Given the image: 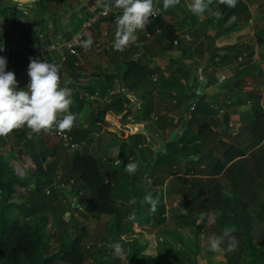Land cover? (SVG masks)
<instances>
[{"label":"crops","instance_id":"obj_1","mask_svg":"<svg viewBox=\"0 0 264 264\" xmlns=\"http://www.w3.org/2000/svg\"><path fill=\"white\" fill-rule=\"evenodd\" d=\"M86 1L87 5L83 4ZM237 1L242 3L239 13L226 17L227 11L222 12L218 8L219 0H212L208 10L201 15H193L188 10L187 6L191 0H180L177 6L168 10L163 9V0H160L156 5L159 9L158 19H150V23L136 33V43L124 50L127 53L125 57L127 60L138 58L146 64L147 74L135 81H130L129 78L122 81V72L125 70V64L120 57L122 51H116L112 46L116 31L115 21L122 14V10L114 7L113 0H1L0 47L8 45L11 47L10 53L16 54L17 57L11 61L10 70L15 73L17 80L29 77L28 56L38 45L54 41L66 42L80 29L91 10L105 8L112 10L91 28L85 30V34L90 35L92 39L102 37L103 42L109 47L107 50L86 52L82 47L79 57L69 55L65 61H60L65 50H55L50 52L47 58L49 62L61 66V86L72 89L71 107L76 109L78 107L79 125L77 126L88 129L86 138L74 141L77 143L75 149H70L59 139L48 136L46 132L39 133L41 140H38L37 148L48 149L47 160L57 161L56 181H59L62 173L66 175L70 171L73 156L89 155L97 163L103 182H111V196L118 200L129 199L142 209L137 226L145 220L152 222V219L146 218V215L152 216L153 213L149 209L154 207L148 202L149 197L153 198L151 194L155 188L151 182L149 170L153 160L158 157L157 150L166 151L164 144L172 140L171 132L175 130L173 136L175 140L185 134V121L191 118L192 111L189 110V106L194 102L193 97H202L206 104L217 109L211 119L222 123L221 128L211 126L205 129L201 136L190 144L193 149L201 148L203 151L204 148L211 150L218 143L224 146L226 145L224 144L225 136H235L239 133L230 126L235 119L239 121L240 113L248 108H244V105L238 102L233 104L230 102L234 93L231 90H239L238 80L236 82L233 80L240 78L239 81H243L242 76L251 79L258 74L259 78L253 84L246 82L243 85L245 89L259 90L261 94L259 100H263L264 96L257 87V82L260 78L264 80V0ZM81 4L83 5L80 6ZM20 6L29 9L25 10ZM82 7L86 9L82 10ZM198 25H204V31L208 36L207 46L209 44L216 54L209 66L205 64L208 56L203 55L199 38L196 36L195 27ZM105 32L106 35H104ZM28 33H31L30 36L33 37L30 41L26 37ZM40 35L42 38L39 37ZM84 39H87L86 35ZM247 52H251L250 57L246 54ZM249 90L245 93L247 94ZM80 92H97L100 98L82 99L79 97ZM119 93H123L129 99L128 104L123 102L121 114H113L116 118L122 119L126 112L125 121L121 125L124 130L116 128L117 134H112L105 128L90 129L86 122L90 110L95 105L111 102ZM105 97L110 98V101L105 102ZM144 110L146 113L142 115ZM207 116L205 111L199 113V119L191 125L187 136L193 137L198 125L207 120ZM223 120L227 122L223 123ZM244 123L245 120L241 122L239 128L240 131L245 132L249 140ZM33 133L31 131V134ZM127 133L142 136L132 156L129 155L125 146L120 147L119 144L120 138ZM2 138L3 143H0V149L6 160L7 156L15 154L16 158L11 159V163L15 164L17 171L19 169L18 172L24 174V169L28 165L32 173L35 164L28 154L18 155L15 152L12 132ZM230 145L240 149L238 145L232 143ZM175 147L176 145L169 149ZM187 154L192 155L188 152L183 153V155ZM197 156H194L192 160H198ZM21 160L25 164L20 163ZM167 160L170 167L166 162L163 163V168L172 169L174 174L163 179V185H157L164 194L165 221L168 210L167 195L174 193L173 190L180 187L177 188L180 182L176 175L184 176L175 170L174 162L186 163L190 172L193 170L190 166L194 165L193 162L186 161L190 158L183 156ZM129 163L138 165L134 173L130 174L125 170ZM161 173L166 174L160 171L156 178L162 181ZM186 176L194 177L195 174ZM169 182L167 192L165 187ZM143 184H145L144 191L138 198L130 196L132 187L140 188ZM60 185L63 184L60 183ZM70 188L71 185L67 184L65 194L70 200L71 207L78 208L73 210L77 220L78 214L81 213L80 209L94 202L95 189L84 188L78 195L72 196L69 193ZM62 203L66 205L63 199ZM104 214L106 213L101 215ZM96 218L97 216L94 215L91 220ZM110 218L111 223L113 215ZM108 221H105V225L110 226Z\"/></svg>","mask_w":264,"mask_h":264},{"label":"trees","instance_id":"obj_2","mask_svg":"<svg viewBox=\"0 0 264 264\" xmlns=\"http://www.w3.org/2000/svg\"><path fill=\"white\" fill-rule=\"evenodd\" d=\"M218 8L222 12L227 11L226 17H229L239 13L242 3L237 1L235 7L230 8L219 2ZM81 9L84 10L86 7ZM150 19L156 20L158 16ZM203 26L198 25L195 30L202 53L208 56L205 64L209 66L216 54L209 44L207 46L208 36ZM30 35L31 33L26 34L29 41L33 38ZM250 53H246L248 57ZM126 54L122 51L120 55L125 64L122 81L127 78L135 81L144 77L147 74L146 64L138 58L127 60ZM16 57L14 53L4 57L7 61L6 71H11V61ZM29 82V77L17 80L18 89H26ZM247 95L254 101L250 112L246 113L248 119L245 130L252 143L248 154L229 145L211 166L210 176L206 178L197 176L194 170L184 173V176L176 175L181 186L173 190L182 198L180 204L183 206H180L173 215L174 223L186 225L189 223V230L197 248L200 245L202 231L207 235L208 242L213 237H223L220 247L223 249L227 264H264V144L262 143L264 141V109L259 100L261 96L259 90H249ZM193 100L195 108L192 110L191 118L185 121V134L176 140H168L164 144L165 152L157 150L158 157L153 160L149 170L151 182L155 186L151 194L155 204L151 203V205L157 209V213L155 217L146 215V218L152 219L154 225H160L166 219L163 190L157 187V185H163L164 180L156 178V175L160 171L166 172V177L174 174L172 169L163 168V163H169L168 158L175 159L183 156L190 158L186 160L187 162L199 164V157L198 160H192V158L196 155L200 156L203 150L193 149L190 144L198 139L205 129L211 126L217 128L222 126L218 120L212 121L214 109L206 104L202 97H193ZM124 101L126 104L129 103L127 96L119 93L111 102L95 105L86 119L90 129L105 128L112 134H117L116 128L124 130L121 125L125 121L126 112L122 119L113 115L122 113ZM77 109L70 107L69 111L77 116ZM203 111L208 115L207 120L198 125L193 137L187 136L191 125L199 119L198 114ZM145 113L144 110L142 115ZM226 122L223 120V123ZM76 123L77 120L70 131H65L72 141L84 139L88 134V129L77 126ZM141 137L127 133L120 138V147L125 146L129 155L132 156ZM12 139L15 152L18 155L28 154L35 164V169L27 177L21 178L10 168L0 149V264H87L85 252L81 246L84 233L80 231L67 240V229L74 222H78L73 212L78 208L71 207L70 200L65 194L67 184L71 185L69 193L72 196L78 195L84 188L95 189L94 202L80 209L83 216L98 217L102 213L113 215L112 222L107 227V234L101 238L103 245L94 254L92 264H123L124 261L129 264H150L151 256L145 252L147 244L140 239L142 231H137V221L142 215V209L129 199L118 200L111 196V182H103L95 160L86 154L73 156L70 171L66 175L62 173L59 181H56L57 161L47 160L48 149L37 148V142L41 140L39 133L31 134V130L25 126L13 130ZM0 143H3L2 136H0ZM174 145H176L175 148L169 149ZM184 152L192 155H183ZM190 174L195 176H186ZM200 183L201 186L198 185ZM144 188L145 184L140 188L132 187L130 196L138 198ZM204 193L209 200L207 209H210L216 217L208 227L196 222L189 202L201 197ZM14 198H17L16 201L13 200ZM62 199L65 200L66 205L62 203ZM46 209L52 211L51 217L44 214ZM14 211L17 213L13 215ZM66 211H69L68 216L65 214ZM51 218L55 225V232L49 234L45 231L44 225L47 219ZM226 232L227 235H225ZM52 237H55L58 242L57 248L51 246ZM117 242L123 248V254L119 258L109 247L110 244ZM230 247L232 250H229ZM191 264L196 262L191 259Z\"/></svg>","mask_w":264,"mask_h":264},{"label":"clouds","instance_id":"obj_3","mask_svg":"<svg viewBox=\"0 0 264 264\" xmlns=\"http://www.w3.org/2000/svg\"><path fill=\"white\" fill-rule=\"evenodd\" d=\"M114 7L122 10L115 21L116 31L113 48L124 51L129 45L136 43L139 30H143L150 23V18L155 16L159 9L155 7L154 0H113ZM228 7H235L237 0H219ZM180 0H163V9L174 8ZM212 0H191L188 10L193 15H201L208 10ZM78 41L79 46L87 49L93 39ZM139 46V45H138ZM7 61L0 57V136H7L13 130L27 127L34 133L70 131L74 126L77 116L69 109L73 104L72 89L61 86V66L47 59L40 61L30 59L28 76L30 82L26 89H18L17 80L13 71H6ZM138 165L129 163L127 172L134 173ZM148 202L155 204L150 197ZM155 210L154 207L152 209ZM227 235V232L225 233ZM223 237H213L210 246L213 251H218ZM114 250L117 258L123 254L120 243L109 245ZM229 250H232L230 247Z\"/></svg>","mask_w":264,"mask_h":264},{"label":"rangeland","instance_id":"obj_4","mask_svg":"<svg viewBox=\"0 0 264 264\" xmlns=\"http://www.w3.org/2000/svg\"><path fill=\"white\" fill-rule=\"evenodd\" d=\"M254 76L255 77L251 79L244 78V76H242L241 79L243 81H239L240 78L236 80L232 79L233 82H236L238 80L237 84L239 90H231L234 91V93L230 98V102L232 104L233 102H238L239 104L244 105V108L248 109L241 112L239 121L235 119L234 121H232V125L230 126V128L235 129L237 130V132H239L238 135L225 136L226 142L224 143L226 145H230V143L238 145L240 146V150L245 151L246 154L250 151L252 143L247 140L245 132L240 131L239 127L241 126V122L243 123V120H245L244 124H246V120L248 119L246 113L250 112L254 101L245 93L249 89H245L243 84H245L246 82H250L253 84V82L259 78L258 74ZM257 83V87L260 88L264 96V80L260 78ZM260 102L264 109V97L263 100H260ZM214 110L215 113L217 109ZM202 138L204 139V137ZM241 140L243 141L242 143ZM262 143L264 144V141ZM226 145L223 146V144L218 143V145L213 146L211 150L209 149L210 152L207 150L208 148H204L203 154L197 156L200 160L199 164L198 162H195L192 163L194 164L193 166H189L194 170V173H196L197 176L199 175L203 178L210 176L211 166L216 161L217 157L222 154ZM15 158V154L7 156V161L10 168L21 178L27 177L31 173L30 167H28L27 165V168L24 169V174L19 173V169L17 171L16 167L14 166L15 164L11 163V159ZM20 163L25 164L23 160H21ZM174 163L175 170L178 173L184 174L185 172L189 171L186 163H182L180 161H175ZM29 166H31V164H29ZM161 177L162 179H165L166 176L161 173ZM198 185L201 186V183ZM225 185L227 184L225 183ZM169 186L170 182L165 187V189L167 188V192L169 190ZM178 186H181V183L177 185V188ZM16 199L14 198L13 200L16 201ZM180 202V197L176 196V193L171 192L167 195L166 198V204L168 205L167 220L161 225H154V223L145 220V222H141L140 225L137 226V231H142L140 234V239L147 244L145 252L151 256L150 264H191V259H193L196 264H227V259L224 256L223 249L220 247L218 251H213L211 249L210 242H208V237L204 231H202L200 234L201 241L199 247L197 248L192 238V233L189 230V223L187 225L173 223V215H175L177 209L182 206ZM189 202L192 205V215L197 223H202L204 227H208L216 219L210 209H207L209 200L205 193L197 199L189 200ZM152 209L150 208L149 211L151 210V212L153 213L152 217H155L157 209L154 208V211ZM14 213L17 212L14 211L13 215ZM44 214L49 217L53 215L52 211L48 209L44 210ZM111 216L112 214H104L101 216L99 215L94 220H91V218L93 217L89 218L83 216L80 213L78 214L77 218L78 222H74L75 224H71V227L67 229V240H70L74 236V234L80 231L84 233L81 246L85 252V259L87 264H92L94 254L96 253L97 249L103 245V240L101 238L104 234H107L106 232L108 230V225H105V221L109 220L108 222L110 223ZM44 226L45 231H47L49 234L55 232V225L52 222V218L49 220L47 219V222ZM51 246L52 248L58 247V242L55 237L51 238ZM123 264L129 263L124 261Z\"/></svg>","mask_w":264,"mask_h":264},{"label":"built area","instance_id":"obj_5","mask_svg":"<svg viewBox=\"0 0 264 264\" xmlns=\"http://www.w3.org/2000/svg\"><path fill=\"white\" fill-rule=\"evenodd\" d=\"M160 0H154V5L159 3ZM112 10L109 8L100 9V10H91L90 15L82 22V25L79 30H77L70 38L69 40L65 41H54V42H47L44 44L38 45L33 52L28 56V63H30V59H37L40 61H44L48 58V55L50 52L55 50H65L63 52V55L60 57V61H65L67 57L73 56V57H79L80 56V48L78 41L84 40L85 30L91 28L95 23L99 22L102 17L107 16ZM158 16V13L153 16ZM106 35V32L104 33ZM42 38V35L39 36ZM109 47L107 44L103 42V38L98 37L93 39L92 45L84 50L86 52H101L103 50H107ZM11 51V47L8 45H3L0 47V57L7 56ZM139 54L137 53V56ZM79 97L82 99L87 100H94L99 99L100 96L97 92L89 93V92H80ZM105 102H109L110 98L105 97ZM195 103L193 102L189 106V110H194ZM46 134L50 137H54L59 139L65 146L69 147L70 149H75L77 147V143L72 141L70 136L66 132H58L55 129H53L50 132H46ZM63 187V185H61Z\"/></svg>","mask_w":264,"mask_h":264},{"label":"water","instance_id":"obj_6","mask_svg":"<svg viewBox=\"0 0 264 264\" xmlns=\"http://www.w3.org/2000/svg\"><path fill=\"white\" fill-rule=\"evenodd\" d=\"M87 1L85 2V3H83V4H85V5H87ZM83 4H81L80 6H82ZM21 7V6H20ZM21 8H23V9H29V8H27V7H21ZM77 9V8H76ZM77 125H79V122H77L76 123ZM175 135V130H173L172 132H171V136H170V139H173V136ZM67 195L69 196V194L67 193ZM181 198V197H180ZM181 200H182V198H181ZM65 214L68 216L69 215V212L68 211H66L65 212Z\"/></svg>","mask_w":264,"mask_h":264},{"label":"bare ground","instance_id":"obj_7","mask_svg":"<svg viewBox=\"0 0 264 264\" xmlns=\"http://www.w3.org/2000/svg\"><path fill=\"white\" fill-rule=\"evenodd\" d=\"M22 172V171H21ZM23 174V173H22Z\"/></svg>","mask_w":264,"mask_h":264}]
</instances>
